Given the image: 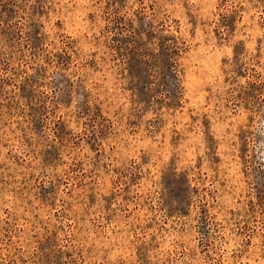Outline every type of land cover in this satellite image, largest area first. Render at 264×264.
Listing matches in <instances>:
<instances>
[{
	"label": "rangeland",
	"instance_id": "374dc122",
	"mask_svg": "<svg viewBox=\"0 0 264 264\" xmlns=\"http://www.w3.org/2000/svg\"><path fill=\"white\" fill-rule=\"evenodd\" d=\"M264 0H0V264H264Z\"/></svg>",
	"mask_w": 264,
	"mask_h": 264
},
{
	"label": "snow or ice",
	"instance_id": "6c2138e0",
	"mask_svg": "<svg viewBox=\"0 0 264 264\" xmlns=\"http://www.w3.org/2000/svg\"><path fill=\"white\" fill-rule=\"evenodd\" d=\"M193 2H195V0H193ZM261 35H264V33H262Z\"/></svg>",
	"mask_w": 264,
	"mask_h": 264
}]
</instances>
